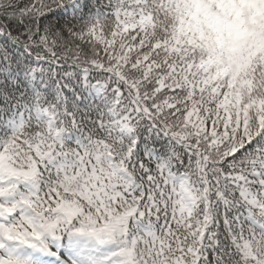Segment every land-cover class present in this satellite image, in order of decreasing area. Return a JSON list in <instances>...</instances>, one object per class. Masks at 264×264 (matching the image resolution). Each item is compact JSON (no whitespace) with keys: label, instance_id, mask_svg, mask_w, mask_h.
<instances>
[{"label":"snow or ice","instance_id":"6c2138e0","mask_svg":"<svg viewBox=\"0 0 264 264\" xmlns=\"http://www.w3.org/2000/svg\"><path fill=\"white\" fill-rule=\"evenodd\" d=\"M0 264H264V0H0Z\"/></svg>","mask_w":264,"mask_h":264}]
</instances>
